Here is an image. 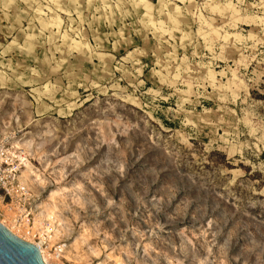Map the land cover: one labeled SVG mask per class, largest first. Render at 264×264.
I'll return each mask as SVG.
<instances>
[{
  "label": "rangeland",
  "instance_id": "374dc122",
  "mask_svg": "<svg viewBox=\"0 0 264 264\" xmlns=\"http://www.w3.org/2000/svg\"><path fill=\"white\" fill-rule=\"evenodd\" d=\"M0 136L64 264H264V0H0Z\"/></svg>",
  "mask_w": 264,
  "mask_h": 264
},
{
  "label": "built area",
  "instance_id": "2783aa9c",
  "mask_svg": "<svg viewBox=\"0 0 264 264\" xmlns=\"http://www.w3.org/2000/svg\"><path fill=\"white\" fill-rule=\"evenodd\" d=\"M28 161L24 148L17 147L9 138L0 136V219H4L8 212L13 214L12 220L23 237L18 236L26 241V237L30 238L32 241L29 242L39 247L42 239L43 245H47L49 233L35 226L32 209L34 196L23 175ZM63 245L64 243H56L52 250L60 258L64 253Z\"/></svg>",
  "mask_w": 264,
  "mask_h": 264
},
{
  "label": "bare ground",
  "instance_id": "6f19581e",
  "mask_svg": "<svg viewBox=\"0 0 264 264\" xmlns=\"http://www.w3.org/2000/svg\"><path fill=\"white\" fill-rule=\"evenodd\" d=\"M15 145L17 147H20L21 145H24V144H22L18 141V142H16ZM23 175H24L25 182L27 184H29V182L35 183L37 180H39V175L36 173L35 170H33L30 161L27 162L26 168L23 170ZM56 194H58V191H53L51 194V199H54ZM44 207H46L44 212L41 211V212L36 213V215H35V226L40 227L43 229V231H45V232L47 231L49 233V236H48L49 242H47V245H43V239L39 243L40 252L42 254V257L49 264H64L62 258H60L56 254H54L50 249L51 248V242L54 241L55 237H57L58 234L60 233L59 229L54 228L55 233H54V235L51 234V232L54 231L53 230L54 223L59 222V225L62 226L63 223H62V221L60 222V220H62V219L56 213L57 206L55 204H45ZM11 215H13V214L8 212V215L5 216L4 219H0V222L3 223L13 233H15V234L17 233V235L21 236L22 234L19 231V229L15 226V222L12 220ZM47 219L49 220L48 225L45 222ZM21 237H23V236H21ZM25 239H27L28 241H32L28 237H26ZM62 247L64 248V253H65L67 245L64 243V245ZM63 256H65V255L63 254Z\"/></svg>",
  "mask_w": 264,
  "mask_h": 264
},
{
  "label": "water",
  "instance_id": "95a60500",
  "mask_svg": "<svg viewBox=\"0 0 264 264\" xmlns=\"http://www.w3.org/2000/svg\"><path fill=\"white\" fill-rule=\"evenodd\" d=\"M0 264H49L34 243L13 233L0 222Z\"/></svg>",
  "mask_w": 264,
  "mask_h": 264
}]
</instances>
